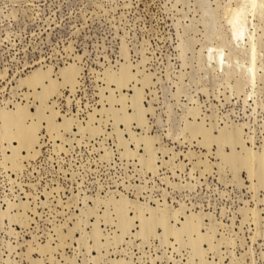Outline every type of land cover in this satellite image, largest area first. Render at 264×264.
Wrapping results in <instances>:
<instances>
[{"label": "rangeland", "instance_id": "obj_1", "mask_svg": "<svg viewBox=\"0 0 264 264\" xmlns=\"http://www.w3.org/2000/svg\"><path fill=\"white\" fill-rule=\"evenodd\" d=\"M0 264H264V0H0Z\"/></svg>", "mask_w": 264, "mask_h": 264}, {"label": "bare ground", "instance_id": "obj_2", "mask_svg": "<svg viewBox=\"0 0 264 264\" xmlns=\"http://www.w3.org/2000/svg\"><path fill=\"white\" fill-rule=\"evenodd\" d=\"M231 21H233V20H231ZM238 21V20H237ZM235 27V26H234ZM41 73V72H40ZM38 76V75H37ZM36 76V77H37ZM42 78V77H41ZM38 79H40V77H38ZM37 79V80H38ZM11 114L10 113H4V119L6 120V119H8V118H11ZM8 124V123H7ZM252 157V156H251ZM126 203V202H125ZM127 204V203H126ZM125 206V205H124ZM157 216V215H156ZM155 216V217H156ZM125 217V213H124V211L122 212V218H124ZM157 218V217H156ZM153 219V218H152ZM190 220H191V218H190ZM193 222V221H192ZM158 223V222H157ZM189 224V223H188ZM189 226V225H188ZM191 226V225H190ZM186 227H187V225H186ZM189 228V227H188ZM188 228H186V229H188ZM191 228V227H190ZM191 230H193V229H191ZM186 231V230H185ZM180 232V231H179ZM202 247V246H201Z\"/></svg>", "mask_w": 264, "mask_h": 264}]
</instances>
